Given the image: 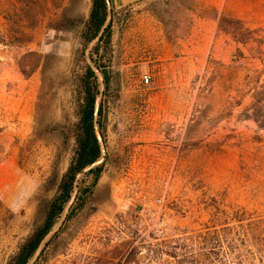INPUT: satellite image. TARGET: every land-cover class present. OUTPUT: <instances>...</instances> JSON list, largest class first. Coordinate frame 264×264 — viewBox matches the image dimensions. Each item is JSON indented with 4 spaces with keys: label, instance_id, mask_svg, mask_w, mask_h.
<instances>
[{
    "label": "rangeland",
    "instance_id": "1",
    "mask_svg": "<svg viewBox=\"0 0 264 264\" xmlns=\"http://www.w3.org/2000/svg\"><path fill=\"white\" fill-rule=\"evenodd\" d=\"M91 7L0 0V264L42 224L73 159ZM112 8L101 177L30 264H174L166 252L205 247L214 217L222 264H264V0ZM223 15L254 39L220 31Z\"/></svg>",
    "mask_w": 264,
    "mask_h": 264
},
{
    "label": "trees",
    "instance_id": "2",
    "mask_svg": "<svg viewBox=\"0 0 264 264\" xmlns=\"http://www.w3.org/2000/svg\"><path fill=\"white\" fill-rule=\"evenodd\" d=\"M108 18L109 7L107 0H92L91 11L81 35L82 44L85 49L98 38L92 47L90 59L102 75L106 89L111 81L110 64L113 51L111 31L113 20L111 19L107 27L103 29ZM219 29L223 33L232 36L237 43L245 45L254 39L253 34L245 29L244 22L237 18L223 15L220 18ZM78 88L79 98L76 112L78 122L75 130L76 147L73 159L60 181L56 195L47 204L46 214L42 224L25 239L16 254L10 258L7 264H30L32 262L48 235L60 222L66 206L74 195L78 175L102 156L101 146L95 131L96 105L101 95L100 82L96 71L88 64L80 76ZM97 114L98 127L103 129L107 116L102 102L99 104ZM101 173V165L85 173L84 179L89 178L91 180L84 186L80 185L70 215H72L75 207H77V210H80L89 202L101 177ZM210 222L214 224L213 228L215 229L199 235L197 241L199 245H204L205 247H201L196 252L192 251L189 253L177 254L176 252H166L168 257L175 259L174 264H222L220 260L221 252L215 249L218 247V244H222L225 238V240H228V238L221 234V229H217V218L215 219L214 217V220L212 219ZM41 254H43L42 251ZM238 259L240 261L237 264H247L242 262L241 257ZM166 264L172 263L167 261Z\"/></svg>",
    "mask_w": 264,
    "mask_h": 264
},
{
    "label": "water",
    "instance_id": "3",
    "mask_svg": "<svg viewBox=\"0 0 264 264\" xmlns=\"http://www.w3.org/2000/svg\"><path fill=\"white\" fill-rule=\"evenodd\" d=\"M107 3H108V7H109V18L107 20V22L105 23L103 29H105L108 25V23L110 22L111 18H112V12H113V8H112V2L111 0H107ZM98 38L96 40H94L90 45L93 46L96 42H97ZM89 64L90 66L96 71L97 75L99 76L100 80L102 81V75L100 74V72L96 69V67L94 66L93 62L91 61V59L89 58ZM102 97V92H101V95L100 97L98 98L97 100V105H96V114H95V131H96V135H97V138L99 140V143H100V146H101V151H102V156L99 160H97L96 162L92 163L91 165H89L87 168H85L77 177V180H76V187H75V190H74V195L71 199V201L68 203V205L66 206V209H65V212H64V217H63V220L61 222V225L63 224V221L65 220V217H66V214L68 213L69 211V208H70V205L72 204V202L74 201L75 199V196H76V191H77V182H78V178L82 175H84L85 173H87L90 169L92 168H95L97 166H100L105 158V143H104V138L103 136L100 134L99 130H98V124H97V118H98V108H99V104H100V99ZM54 231L56 230H53L51 233H54ZM51 233L48 235L50 236ZM41 248L42 246L39 248L38 252L36 253V255L34 256L33 260H35L38 256V254L40 253L41 251Z\"/></svg>",
    "mask_w": 264,
    "mask_h": 264
},
{
    "label": "crops",
    "instance_id": "4",
    "mask_svg": "<svg viewBox=\"0 0 264 264\" xmlns=\"http://www.w3.org/2000/svg\"><path fill=\"white\" fill-rule=\"evenodd\" d=\"M147 1H150V0H112L116 9H122L126 6H129V5L137 3V2H141L142 4H144Z\"/></svg>",
    "mask_w": 264,
    "mask_h": 264
},
{
    "label": "built area",
    "instance_id": "5",
    "mask_svg": "<svg viewBox=\"0 0 264 264\" xmlns=\"http://www.w3.org/2000/svg\"><path fill=\"white\" fill-rule=\"evenodd\" d=\"M146 82H149V78L147 76L144 77Z\"/></svg>",
    "mask_w": 264,
    "mask_h": 264
}]
</instances>
